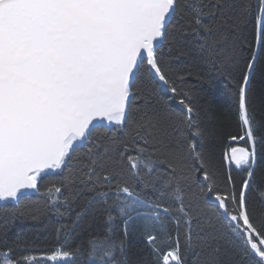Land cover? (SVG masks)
Wrapping results in <instances>:
<instances>
[{
	"label": "snow or ice",
	"instance_id": "snow-or-ice-1",
	"mask_svg": "<svg viewBox=\"0 0 264 264\" xmlns=\"http://www.w3.org/2000/svg\"><path fill=\"white\" fill-rule=\"evenodd\" d=\"M0 264H264V0H0Z\"/></svg>",
	"mask_w": 264,
	"mask_h": 264
},
{
	"label": "trees",
	"instance_id": "trees-1",
	"mask_svg": "<svg viewBox=\"0 0 264 264\" xmlns=\"http://www.w3.org/2000/svg\"><path fill=\"white\" fill-rule=\"evenodd\" d=\"M205 72L204 82L198 85L203 98L210 102L217 117L219 124L222 128V134H233L239 133L240 129L237 127L234 113L231 109V98L228 91V86L222 78H218L210 70H202ZM195 83V81H193ZM244 146L243 142H239ZM236 173L234 172V175ZM253 195H256L254 193ZM42 226L41 221H16L13 225L14 230H23L28 234H32L36 229ZM45 247H48L47 245Z\"/></svg>",
	"mask_w": 264,
	"mask_h": 264
},
{
	"label": "water",
	"instance_id": "water-1",
	"mask_svg": "<svg viewBox=\"0 0 264 264\" xmlns=\"http://www.w3.org/2000/svg\"><path fill=\"white\" fill-rule=\"evenodd\" d=\"M238 146H242V145L240 144V145H238Z\"/></svg>",
	"mask_w": 264,
	"mask_h": 264
}]
</instances>
